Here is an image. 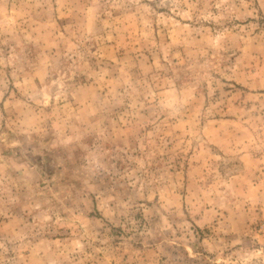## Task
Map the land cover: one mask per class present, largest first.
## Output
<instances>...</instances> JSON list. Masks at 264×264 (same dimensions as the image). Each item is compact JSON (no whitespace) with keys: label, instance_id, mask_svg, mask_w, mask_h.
Segmentation results:
<instances>
[{"label":"rangeland","instance_id":"374dc122","mask_svg":"<svg viewBox=\"0 0 264 264\" xmlns=\"http://www.w3.org/2000/svg\"><path fill=\"white\" fill-rule=\"evenodd\" d=\"M0 264H264V0H0Z\"/></svg>","mask_w":264,"mask_h":264}]
</instances>
